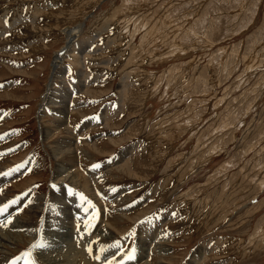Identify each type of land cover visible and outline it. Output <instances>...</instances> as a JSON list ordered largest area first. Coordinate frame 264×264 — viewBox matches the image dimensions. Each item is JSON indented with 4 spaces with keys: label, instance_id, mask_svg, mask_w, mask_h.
<instances>
[{
    "label": "rangeland",
    "instance_id": "obj_1",
    "mask_svg": "<svg viewBox=\"0 0 264 264\" xmlns=\"http://www.w3.org/2000/svg\"><path fill=\"white\" fill-rule=\"evenodd\" d=\"M0 224V264H264V0H0Z\"/></svg>",
    "mask_w": 264,
    "mask_h": 264
},
{
    "label": "bare ground",
    "instance_id": "obj_2",
    "mask_svg": "<svg viewBox=\"0 0 264 264\" xmlns=\"http://www.w3.org/2000/svg\"><path fill=\"white\" fill-rule=\"evenodd\" d=\"M77 29L76 30H71V31H69V32H67V36L71 39V37L72 36H76V33H77ZM69 43H71V42H69ZM62 57V56H61ZM61 57H57L56 58V60H55V63H54V65H53V69H54V71L55 72H57L58 71V69H59V67H60V65H61ZM58 74V73H57ZM53 90V89H52ZM63 94V93H62ZM49 98V95H47V97H46V101H47V99ZM50 100V99H49ZM51 101H53V100H51ZM58 106V105H57ZM74 150V149H73ZM71 151V150H70ZM70 151H67L68 153L70 152ZM56 153L57 154H59V156H61L60 154H62V153H65L64 151H63V149L62 148H57L56 149ZM71 153V152H70ZM69 155V154H68ZM72 155V154H71ZM59 168V167H58ZM62 172V171H61ZM66 194V193H65ZM72 195V194H71ZM64 197L61 195V194H59L58 196H54V199H55V204L56 205H59L60 207H62V212H66V211H68L69 209L65 206V204L63 203L64 202V199H63ZM67 199H68V201L70 202V204H72L71 202H75L76 201V203H74V204H72L73 205V207H74V209H73V211H78V210H80V206L79 207H76L77 206V202H78V200H79V198H77V197H75V199H73L69 194H68V196H67ZM55 207V206H54ZM57 207V206H56ZM81 210H82V208H81ZM32 213L33 214H36V211H35V208L34 207H32ZM70 214H71V211L69 212ZM83 213H84V211H83ZM54 214V213H53ZM86 214V213H85ZM65 215V214H64ZM63 215V216H64ZM66 215H68V216H70L69 214H66ZM67 219H68V217H67ZM71 219V218H70ZM80 219V218H79ZM82 219V218H81ZM86 220V219H85ZM78 222V221H77ZM81 222H83V219H82V221ZM16 223L18 224V225H21V227L19 228V230H17V231H21V232H28V233H33L32 231V228H30V224H29V222H22V221H19V220H16ZM85 223V222H84ZM25 224V225H24ZM70 223H68V221L67 220H62V222L61 223H59V227H61V225H63V228H66L68 225H69ZM83 226V225H82ZM71 228V227H70ZM100 232V231H99ZM16 233V232H15ZM86 233V232H85ZM54 234H57V233H54ZM50 235H51V232L49 233L48 232V234H46L45 233V238L46 239H49V240H53L54 239V236L53 237H50ZM72 232L70 233V231H68V230H64V232L63 233H61L60 235L59 234H57L55 237L58 239V240H60V242L61 243H64V242H66L67 241V246H69V245H71L72 244ZM76 235V234H75ZM103 236V235H102ZM105 236H106V234H105ZM68 237V238H67ZM74 237H76V236H74ZM77 238V237H76ZM14 239H15V237H14ZM105 239V238H104ZM6 243H9V241H8V238H7V235H5V234H3V233H1L0 232V249L1 248H3L4 247V245L6 244ZM54 243V242H53ZM104 243V242H103ZM43 244H45V245H47V246H50V244L48 243V241L46 240V242H43ZM62 247V246H61ZM71 247V246H70ZM64 248V247H63ZM68 250V249H67ZM60 252V251H59ZM5 254H7V253H5ZM42 257L44 258V260H45V262L46 261H48L49 262V264L51 263V259L49 258V254L47 253V252H45V254H42ZM3 259L2 260H4V257H2ZM46 258V259H45ZM62 260V259H61ZM5 261V260H4ZM64 261V260H63ZM101 262H103V260L101 261ZM102 264V263H101Z\"/></svg>",
    "mask_w": 264,
    "mask_h": 264
},
{
    "label": "snow or ice",
    "instance_id": "obj_3",
    "mask_svg": "<svg viewBox=\"0 0 264 264\" xmlns=\"http://www.w3.org/2000/svg\"><path fill=\"white\" fill-rule=\"evenodd\" d=\"M10 222H11V221L9 220V223H10ZM0 226H2V227H6L7 225H5V224H0ZM36 247H41V248H43V247H45V245H44L43 243H41V244H39V245H36ZM89 252L92 253V250L89 249ZM24 256L26 257V259H25V264H36V261H35L34 259H32V252H31V251L26 252V253L24 254ZM96 258L99 259V257H96ZM132 258H133V257L130 255V256H129V259H132ZM12 264H15V261H13Z\"/></svg>",
    "mask_w": 264,
    "mask_h": 264
},
{
    "label": "water",
    "instance_id": "obj_4",
    "mask_svg": "<svg viewBox=\"0 0 264 264\" xmlns=\"http://www.w3.org/2000/svg\"><path fill=\"white\" fill-rule=\"evenodd\" d=\"M60 54H65L66 55V50L65 51H62Z\"/></svg>",
    "mask_w": 264,
    "mask_h": 264
}]
</instances>
